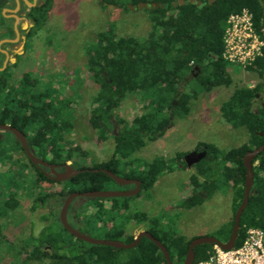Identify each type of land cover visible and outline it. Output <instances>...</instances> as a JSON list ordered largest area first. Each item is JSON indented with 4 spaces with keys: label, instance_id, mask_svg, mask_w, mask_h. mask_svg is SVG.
Masks as SVG:
<instances>
[{
    "label": "trees",
    "instance_id": "1",
    "mask_svg": "<svg viewBox=\"0 0 264 264\" xmlns=\"http://www.w3.org/2000/svg\"><path fill=\"white\" fill-rule=\"evenodd\" d=\"M148 1L126 0L122 3L120 0H99V3L103 9L108 6L128 9V4L136 6ZM183 1L180 5L178 0H150L163 6L145 9L149 13L151 31L144 40L117 37L111 30H107L97 34L93 46L85 54L87 69L98 85V92L91 101L88 123L99 133L100 140H107L111 136L113 124L119 127L117 134L112 135L115 144L112 157L90 167H74L72 161L77 157H85L86 153L65 139L66 133L73 127L72 100L52 96V91L39 90L38 80L28 74H22L17 82L13 81L12 70L19 58V54L13 49L16 44H0V68L6 59L1 50L7 51L11 58L16 59L15 64L8 61L0 71V124H9L20 130L36 157L56 165H64L70 161L72 167L81 171L62 182L50 180L37 171L38 192L35 202L36 205H41L47 203L48 198L52 199L46 218L49 223L37 237L28 238V244H32L29 252L26 251V244L16 247L0 234V249L15 251V255L19 256L17 263L13 264H27L31 260L42 264H166L159 248L145 237L134 248L114 249L78 239L80 244L65 242L51 226L56 224L55 214L60 211L68 194L75 191H103L106 184L114 183L106 174L91 170L107 169L118 175V167L125 165L124 162L136 151L132 142L135 137L141 135L151 142L156 141L173 125L172 120L177 113L183 117L189 114L191 101L199 94L210 92L214 88L232 87L233 79L227 70L229 64L222 58L225 22L229 15L246 8L259 23L264 19V7L260 0H215L211 4L208 3L209 0H198L202 2L200 6L191 0ZM15 6V0H0V42L16 38L15 19L3 14V10L14 9ZM50 8L51 0H37L32 7L20 0V10L16 15L20 19L18 30L22 37L32 39L45 26ZM24 21H30L33 27H27L26 30L21 28ZM246 70L257 73L261 80L253 86L233 87L220 112L222 121L232 129L246 130L247 143L223 153H219L212 144L199 143L194 150H205L206 156L191 167H195V173L189 183L197 191H194L189 205L208 197L216 185L217 177L222 184L234 188L232 219L225 238L221 240L223 242L229 238L234 213L243 197L246 175L243 156L264 143V53ZM188 77L192 78L188 85L195 83V89L188 90L189 86L181 88ZM138 92L145 102V113L134 117L130 122L117 117L116 111L123 99ZM173 103L176 104L175 108ZM8 142V139L2 143L0 141V146H16L21 149L17 141L14 144ZM187 153L189 152L178 154L180 163L177 168L187 167L184 162ZM28 163L33 166L30 161ZM173 169L162 158H156L138 172H130L124 177L139 180L140 192L148 191L161 174ZM252 170L255 194L249 198L241 214L235 247L242 244L247 229L259 228L264 231V151L252 161ZM42 183L55 184L58 189L48 192V188L45 190ZM22 190H25L24 181ZM77 199L79 198L75 200ZM96 200L99 203L110 200L112 211L128 206L124 201L119 207L115 198ZM98 206L102 207L101 204ZM59 225L66 231L60 220ZM146 232L166 247L174 264H182L190 241L186 242L182 237L168 234L156 227L147 229ZM122 235L123 230L117 229L106 239L121 241ZM133 239L134 236L131 235L124 243H130ZM213 246L204 244L195 247L193 264L207 260Z\"/></svg>",
    "mask_w": 264,
    "mask_h": 264
},
{
    "label": "rangeland",
    "instance_id": "2",
    "mask_svg": "<svg viewBox=\"0 0 264 264\" xmlns=\"http://www.w3.org/2000/svg\"><path fill=\"white\" fill-rule=\"evenodd\" d=\"M110 8L112 10H108L109 6L103 9L96 0H51L45 26L32 39L23 36L24 41L19 38L14 42L16 45L13 49L19 58L12 70L13 81L17 82L22 74H28L38 80L39 90L52 91V96L72 100L73 127L66 133L65 139L86 153L85 157H77L72 161L77 168L108 161L115 148L112 135L119 130L113 124L111 136L107 140H100L99 133L88 123L91 101L98 92V85L87 69L85 54L100 32L111 30L117 37H132L142 41L151 31L149 13L145 9ZM14 9L9 8L4 15H16L20 8L15 13ZM22 27L26 30L27 27H33V23L24 21ZM12 63L15 64L16 59ZM227 70L233 79L231 88H214L199 94L191 101L189 114L183 117L177 113L173 117V125L156 141L151 142L141 135L135 137L132 142L136 151L124 162L125 165L118 167L117 176L124 178L130 172H138L156 158H162L172 165L173 171L161 174L153 187L141 191L138 197L115 198L119 207L126 201L128 206L125 209L112 211L110 200H102L100 203L96 199L74 200L67 213V221L73 229L96 240H104L114 230L122 229V242L152 227L180 236L186 242L199 237H215L220 241L225 238L232 219L234 188L222 184L217 177L209 196L189 205L195 191L189 183L195 167L177 168L180 163L177 157L179 153L191 151L199 143L212 144L219 153L247 143L246 130L232 129L224 123L220 108L228 100L233 87L253 86L261 78L257 73L240 66L228 65ZM191 80L188 77L181 88L189 86L188 90L195 89V83L188 85ZM139 95V92L127 95L116 111L117 117L130 122L134 117L144 114L145 102ZM41 185L45 190L48 188V192L58 189L55 184ZM132 188L131 185L122 187L115 182L105 185L107 191H126ZM22 200L23 206L27 207L28 201L24 197ZM51 201L48 198L47 203L37 205V211L31 218L35 222L31 234L28 230L17 235L6 233L9 242L16 247L26 244V251L29 252L32 244H28V238L37 237L49 223L46 218ZM59 212L55 214L56 224L51 228L57 230L65 242L80 244V241L60 228ZM25 223L29 224L28 214ZM15 254V251L0 249V264L17 263L19 256ZM27 264L42 263L31 260Z\"/></svg>",
    "mask_w": 264,
    "mask_h": 264
},
{
    "label": "water",
    "instance_id": "3",
    "mask_svg": "<svg viewBox=\"0 0 264 264\" xmlns=\"http://www.w3.org/2000/svg\"><path fill=\"white\" fill-rule=\"evenodd\" d=\"M23 1L27 6L32 7V6H35V3L37 0H32V2H29L28 0H23ZM214 1L215 0H209L208 3L211 4ZM191 2L197 4L198 6H200L202 4V2H200L198 0H191ZM15 3H16V6H15V9L13 10L14 13L17 12L20 8V0H15ZM178 3L181 5L184 3V1L178 0ZM260 3L262 4V0H260ZM159 5L163 6L162 4H157L155 2H140L136 6H134L132 4H128L127 8L130 10L150 9V8H156ZM109 7H114V6H109ZM5 11H8V9L3 10V14L5 13ZM11 17H13L15 19L14 32H15L16 38L14 40H3L0 42V44L3 42H16L20 38V33L18 30L19 16L14 14V15H11ZM21 39L24 41V37H21ZM1 51L5 54L6 59L4 61L2 68H0V71L6 67L8 61L12 62V60H15L14 58H11L9 56L7 51H5V50H1ZM173 106H174V103H173ZM0 130L12 132L13 135L16 137V139L19 141L22 149L24 150L25 154L27 155V157L29 158L31 163L34 166H36L39 171H43L45 168H47L49 170V174H45V175L48 176L51 180H53L55 182L67 181V180L71 179L72 177L78 175L81 172L80 170H77L74 167H72L71 164H64V165L60 166V165L48 163V162L36 157L33 153H31L29 146L27 144L26 138L21 131L15 129V128H12L6 124H0ZM263 151H264V143L261 146L255 148L251 151L246 152L243 156V165L246 169V175H245V180H244V189H243V197H242V201H241L240 205L238 206L236 212L234 213L233 225H232L231 233L229 235L228 240L223 242V241L218 240L215 237H199V238H195V239L191 240L182 264H193L194 259H195L194 248L199 246V245H204V244L217 245L223 250H231L235 247V243H236L239 228H240L239 223H240L241 214L244 211V209L246 208L248 201H249V198L255 194V189L253 188L254 176H253V170H252V161L254 160V158L256 156H258V154L262 153ZM205 156H206L205 150H201V151L194 150L192 152L187 153L184 156V162H185L187 168H191L194 164H197L198 162H200ZM60 167L63 168L62 172L57 171V169ZM91 171H97V172L100 171V172L106 174L109 178H111L119 186H122V187L125 186L126 187V186L131 185V186H133V188L130 190H126V191L103 190V191H89V192H72V193L68 194L66 196V198L64 199L63 204H62L61 209H60V212H59L60 223L63 226V228L67 231V233H69L74 238L81 240L85 243L108 246V247H111L114 249H131V248H134L138 245L140 240L143 237H145V238L149 239L151 242H153L159 248V250L161 251V253L164 257L166 264H174L170 260V255H169V252L166 249V247L159 240L154 238L150 233H148L146 231L141 232V233L137 234L136 236H134V239L132 242L124 243V242L119 241V240H107V239L96 240V239H92L89 236L82 234L79 231L73 229L69 225V223L67 221L68 208H69L70 204L76 198H82V199L105 198V199H109V198H119V197H132V196H136L140 192L141 184H140V181L137 179H130V178H125V177L121 178V177L117 176L115 173H113L112 171L107 170V169H96V170H91Z\"/></svg>",
    "mask_w": 264,
    "mask_h": 264
},
{
    "label": "built area",
    "instance_id": "4",
    "mask_svg": "<svg viewBox=\"0 0 264 264\" xmlns=\"http://www.w3.org/2000/svg\"><path fill=\"white\" fill-rule=\"evenodd\" d=\"M263 53L264 19L257 23L246 8L229 15L223 32V60L246 69ZM195 264H264V231L249 228L240 246L223 250L214 245L209 258Z\"/></svg>",
    "mask_w": 264,
    "mask_h": 264
},
{
    "label": "flooded vegetation",
    "instance_id": "5",
    "mask_svg": "<svg viewBox=\"0 0 264 264\" xmlns=\"http://www.w3.org/2000/svg\"><path fill=\"white\" fill-rule=\"evenodd\" d=\"M20 27L22 28V25ZM21 37L22 35L20 34ZM9 126L15 128L11 125ZM5 139H8L9 144H14V141L19 143L12 132L0 130L1 143ZM21 149L16 146H0V234L3 237H6V233L17 235L27 230L31 234L32 229L35 228V222L31 218L37 211L35 199L37 195L36 178L38 169L32 163L33 166L28 163L30 160L24 150ZM29 149L33 153L32 149ZM22 168H24V171H22ZM57 171L62 172L63 168L60 167ZM40 172L46 178H49L45 175L49 174L47 168ZM23 181L24 191L22 190ZM23 197L28 201L27 207L22 204ZM27 214L29 216L28 225L25 223Z\"/></svg>",
    "mask_w": 264,
    "mask_h": 264
},
{
    "label": "crops",
    "instance_id": "6",
    "mask_svg": "<svg viewBox=\"0 0 264 264\" xmlns=\"http://www.w3.org/2000/svg\"><path fill=\"white\" fill-rule=\"evenodd\" d=\"M98 3H99V0H96ZM148 2H150V0L148 1ZM99 5H100V3H99ZM101 6V5H100ZM115 8H117V7H113V9H115ZM108 10H112L110 7H109V9ZM20 21V20H19ZM197 145V144H196ZM196 145L191 149V151H189V152H192V151H194V149H195V147H196Z\"/></svg>",
    "mask_w": 264,
    "mask_h": 264
}]
</instances>
